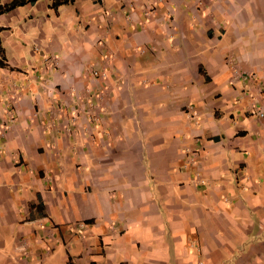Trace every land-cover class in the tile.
I'll return each instance as SVG.
<instances>
[{
  "label": "crops",
  "instance_id": "obj_1",
  "mask_svg": "<svg viewBox=\"0 0 264 264\" xmlns=\"http://www.w3.org/2000/svg\"><path fill=\"white\" fill-rule=\"evenodd\" d=\"M0 48V264H264V0H38Z\"/></svg>",
  "mask_w": 264,
  "mask_h": 264
},
{
  "label": "trees",
  "instance_id": "obj_2",
  "mask_svg": "<svg viewBox=\"0 0 264 264\" xmlns=\"http://www.w3.org/2000/svg\"><path fill=\"white\" fill-rule=\"evenodd\" d=\"M38 0H10L8 4H5L3 6H0V15L3 13H7L17 7H21L25 4H33ZM50 8L52 10H56L59 6L67 5L72 2V0H48ZM2 57V50L0 48V58ZM1 66V64H0ZM70 264V263H68Z\"/></svg>",
  "mask_w": 264,
  "mask_h": 264
},
{
  "label": "rangeland",
  "instance_id": "obj_3",
  "mask_svg": "<svg viewBox=\"0 0 264 264\" xmlns=\"http://www.w3.org/2000/svg\"><path fill=\"white\" fill-rule=\"evenodd\" d=\"M50 4V3H49ZM50 64L52 65V66H55L56 65V58H52L51 59V61H50Z\"/></svg>",
  "mask_w": 264,
  "mask_h": 264
},
{
  "label": "built area",
  "instance_id": "obj_4",
  "mask_svg": "<svg viewBox=\"0 0 264 264\" xmlns=\"http://www.w3.org/2000/svg\"><path fill=\"white\" fill-rule=\"evenodd\" d=\"M93 74H95V73H93ZM259 116H262V115L260 114Z\"/></svg>",
  "mask_w": 264,
  "mask_h": 264
}]
</instances>
